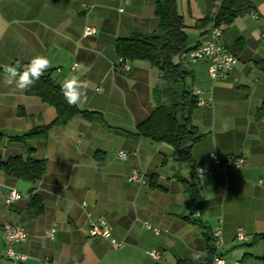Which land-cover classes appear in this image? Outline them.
Listing matches in <instances>:
<instances>
[{"label": "crops", "instance_id": "1", "mask_svg": "<svg viewBox=\"0 0 264 264\" xmlns=\"http://www.w3.org/2000/svg\"><path fill=\"white\" fill-rule=\"evenodd\" d=\"M251 1L257 18L245 13L221 26L223 45L237 39L244 43L227 76L211 80L205 61L188 64L187 86L199 88L200 97L211 103L191 110V121L204 137L191 146V162L186 163L177 161L166 143L125 134L151 114L153 89L165 82L146 61H129L127 72L117 69L114 41L152 32L158 24L155 0H0V66L48 57L52 67L47 71L59 84L70 75L89 83L87 102L78 107L100 112L105 122L75 116L50 128L44 139L12 141L9 136L52 121L55 109L5 85V73H0V160L26 157L30 149L34 159L47 165L36 183L0 169V226L16 224L26 232L17 248L26 259L18 263L4 257L0 236V264H177L179 259L193 264V250L206 254V264L204 227L217 225L224 264H264V237L259 236L264 234V185L259 183L264 180V116L257 118L264 100V0ZM216 4L177 0L178 12L195 36L189 47L207 39L203 32L209 26L195 24ZM86 26L94 33L84 36ZM19 107L24 116L17 114ZM120 150L127 153L125 160L118 158ZM212 155L226 169L196 176ZM238 158L243 165L234 170L230 165ZM132 168L145 183L128 181ZM187 185L198 189L197 216ZM10 189L22 197L7 205ZM31 189L42 199L40 214L27 210ZM99 216L121 246L89 237L88 224ZM51 227L55 234L48 238ZM237 230L245 241L235 238ZM152 250L159 252L158 259L150 255Z\"/></svg>", "mask_w": 264, "mask_h": 264}, {"label": "trees", "instance_id": "2", "mask_svg": "<svg viewBox=\"0 0 264 264\" xmlns=\"http://www.w3.org/2000/svg\"><path fill=\"white\" fill-rule=\"evenodd\" d=\"M253 9L251 0H221L214 6V10L204 17L197 19L195 27L205 28L211 22L216 26L227 27L240 15ZM155 16L158 19L157 27L150 33H131L126 37L117 38L114 41V52L117 57L128 61H146L149 65L162 73L165 82L163 88L154 87L153 100L155 103L151 114L139 122L133 130L125 131L130 137H142L153 142L166 143L173 149V155L177 161L191 162V146L200 141L204 134L200 133L192 123L190 113L196 105V99L191 95V90L186 84V78L190 75L188 63L181 59L183 53L192 49L188 46L183 16L178 12L177 0H155ZM208 29L203 33H207ZM243 41L237 39L224 47L236 56L243 48ZM9 65H18L23 70L27 65L14 60ZM4 66H0V73H4ZM61 84L53 80L50 72L46 71L33 87L24 91L26 95L38 97L42 102L51 105L55 109V117L47 124L33 126L31 129L19 135L9 136L12 141L24 144L32 139H44L47 132L54 126L67 124L75 116L86 120H98L104 124L102 114L98 111L80 109L78 106H70L65 101ZM17 114L24 116L22 107ZM264 116V100L257 111V118ZM4 134L0 132V141ZM46 162L32 157V151L26 150V157L15 155L7 160H0V169L5 175L24 180L30 183L39 181L46 172ZM182 180V179H180ZM187 191L198 208L200 196L195 185H187ZM29 193L27 210L31 214H40L43 210L40 195ZM205 228V242L207 249L206 264H211L213 248L211 246V234L208 227ZM259 236L264 237V234ZM177 264H190L185 259H179Z\"/></svg>", "mask_w": 264, "mask_h": 264}, {"label": "built area", "instance_id": "3", "mask_svg": "<svg viewBox=\"0 0 264 264\" xmlns=\"http://www.w3.org/2000/svg\"><path fill=\"white\" fill-rule=\"evenodd\" d=\"M221 0H217V4ZM253 18H257V14L253 11L248 12ZM94 33V29L90 26H86L83 29V35L89 36ZM261 34L264 36V28L261 29ZM181 59L188 63H195L197 61H205L207 64L208 76L211 80L223 79L227 76L228 71L236 63V56L229 52L222 43V29L220 26L214 25L213 22L210 23L207 39L204 42L198 43L194 48L183 53ZM115 66L122 72H127L130 70V63L128 60L122 59L120 57L116 58ZM191 95L196 99L197 106H206L211 103L210 98L200 97V89L197 87H192ZM117 156L121 160L127 158V153L125 151H117ZM243 165V160L238 158L232 161L230 167L234 170L240 168ZM221 169L225 170L226 167L221 163V161L215 156H211L210 164L205 168L196 169V176L206 173L209 170ZM129 182L134 183H145L146 180L144 176L136 169L132 168L127 177ZM264 180H259V183ZM22 197V194L15 189H10L4 199L5 204H10L12 201L18 200ZM199 211L196 209L194 215H198ZM143 227L147 229H153L157 232V228L153 227L149 222H143ZM55 234V228L51 227L46 231V236L48 238H53ZM211 234V246L213 248L211 264H217L218 259L224 261L222 255H220L219 250L222 247L221 240V228L219 225L214 226L210 230ZM88 235L91 238L97 239H108L111 245L115 248L122 245V242L115 240L111 234V228L109 223L105 220L103 216H99L96 220L90 221L88 224ZM0 236L5 241L4 247V257L13 263L23 262L26 259V255L20 252L17 248L26 239V232L23 227L4 223L0 226ZM235 238L238 241H245L246 236L241 230H237L235 233ZM150 255L154 259H158L160 254L156 250H152Z\"/></svg>", "mask_w": 264, "mask_h": 264}, {"label": "clouds", "instance_id": "4", "mask_svg": "<svg viewBox=\"0 0 264 264\" xmlns=\"http://www.w3.org/2000/svg\"><path fill=\"white\" fill-rule=\"evenodd\" d=\"M50 67H52V63L48 57L36 55L31 58L23 70L18 65H5L3 67L5 73L3 82L7 86H14L19 91H26L33 87ZM60 87L68 105L80 106L87 102L89 83L80 79L78 75H70L65 78ZM261 184L264 185V181H261ZM205 255L201 251L193 250L190 259L193 264H202ZM217 264H224V261L218 259Z\"/></svg>", "mask_w": 264, "mask_h": 264}, {"label": "rangeland", "instance_id": "5", "mask_svg": "<svg viewBox=\"0 0 264 264\" xmlns=\"http://www.w3.org/2000/svg\"><path fill=\"white\" fill-rule=\"evenodd\" d=\"M185 32H186V35H187L188 44L190 45L195 40V36L192 33L193 29L186 27L185 28ZM186 84L189 85L190 84V80L187 79Z\"/></svg>", "mask_w": 264, "mask_h": 264}, {"label": "water", "instance_id": "6", "mask_svg": "<svg viewBox=\"0 0 264 264\" xmlns=\"http://www.w3.org/2000/svg\"><path fill=\"white\" fill-rule=\"evenodd\" d=\"M195 46H193L192 48H194Z\"/></svg>", "mask_w": 264, "mask_h": 264}]
</instances>
